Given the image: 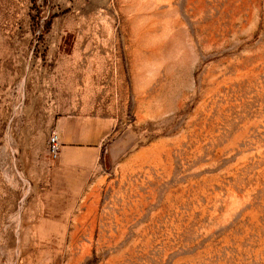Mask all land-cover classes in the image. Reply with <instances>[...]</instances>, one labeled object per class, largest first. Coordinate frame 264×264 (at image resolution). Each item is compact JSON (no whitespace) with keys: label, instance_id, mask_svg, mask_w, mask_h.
I'll return each instance as SVG.
<instances>
[{"label":"rangeland","instance_id":"374dc122","mask_svg":"<svg viewBox=\"0 0 264 264\" xmlns=\"http://www.w3.org/2000/svg\"><path fill=\"white\" fill-rule=\"evenodd\" d=\"M0 264H264V0H0Z\"/></svg>","mask_w":264,"mask_h":264},{"label":"built area","instance_id":"2783aa9c","mask_svg":"<svg viewBox=\"0 0 264 264\" xmlns=\"http://www.w3.org/2000/svg\"><path fill=\"white\" fill-rule=\"evenodd\" d=\"M47 143L49 144V150L54 157L59 151L58 137L55 132L49 135Z\"/></svg>","mask_w":264,"mask_h":264}]
</instances>
